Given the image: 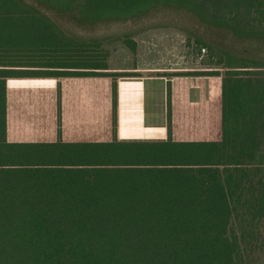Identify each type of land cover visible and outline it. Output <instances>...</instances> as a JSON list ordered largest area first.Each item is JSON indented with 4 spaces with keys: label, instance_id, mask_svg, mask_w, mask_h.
Masks as SVG:
<instances>
[{
    "label": "trees",
    "instance_id": "trees-1",
    "mask_svg": "<svg viewBox=\"0 0 264 264\" xmlns=\"http://www.w3.org/2000/svg\"><path fill=\"white\" fill-rule=\"evenodd\" d=\"M156 26L223 69L195 73L220 76L218 139L7 138V78L112 76L114 108L137 72L103 44ZM0 264H264V0H0Z\"/></svg>",
    "mask_w": 264,
    "mask_h": 264
},
{
    "label": "crops",
    "instance_id": "crops-1",
    "mask_svg": "<svg viewBox=\"0 0 264 264\" xmlns=\"http://www.w3.org/2000/svg\"><path fill=\"white\" fill-rule=\"evenodd\" d=\"M124 70L126 68H115ZM137 74L116 76V100L113 108V77L67 76V77H9L6 79V128L10 141H24L16 138L19 132L30 130L27 125L41 124L34 118L42 103L38 100L44 93L33 90L9 92L8 80L11 78H55L57 81L56 101L54 108V128H60L63 141H108L114 137L120 141H156V139H129V133L146 136H161L165 140L169 136L175 140H214L203 139L213 133L220 132V98L217 75H166L153 73L154 68L134 69ZM118 72V71H117ZM64 78L77 80L64 81ZM79 79V80H78ZM163 80L165 84L155 91L153 82ZM177 80V96L172 97L171 82ZM65 82V83H64ZM99 83L98 85H91ZM163 82V83H164ZM101 83V84H100ZM215 84V85H214ZM182 90V91H180ZM158 93V96H157ZM215 98V99H214ZM99 99V100H98ZM161 99V110L156 112L154 104ZM174 99H177L174 100ZM133 106H132V102ZM168 107L170 117H168ZM59 109V114H58ZM97 131L111 134L106 140H72L66 139L76 131ZM119 132L128 139H120ZM139 135V136H141ZM220 137V136H219ZM218 137V138H219ZM217 138V139H218ZM43 141V140H38Z\"/></svg>",
    "mask_w": 264,
    "mask_h": 264
},
{
    "label": "rangeland",
    "instance_id": "rangeland-1",
    "mask_svg": "<svg viewBox=\"0 0 264 264\" xmlns=\"http://www.w3.org/2000/svg\"><path fill=\"white\" fill-rule=\"evenodd\" d=\"M127 28H123L118 25L110 29L111 34L120 33ZM136 42L135 49L132 50L121 40L106 41L103 44L105 50L109 51L108 54V71H124V70H113L117 68H126L128 72H136L134 69L139 67L146 70V68H154L153 73H163L169 76L172 75H193L196 72L203 70H215L222 71L221 67H217L214 63H210L207 51L200 50L194 43H189L187 34L172 26H156L145 29H139L137 32L131 34ZM138 73V72H137ZM194 73V74H193ZM220 77V76H219ZM77 80L75 78H64V81ZM79 80V79H78ZM165 84L163 80L156 79L153 82L155 91L157 92L160 86ZM164 82V83H163ZM65 83V82H64ZM93 82H91L92 85ZM99 83H93L98 85ZM101 84V83H100ZM177 80H172L170 86L172 91V97H176L179 93L176 90ZM215 85V84H214ZM216 86L220 89V79L216 82ZM9 92L12 91H37L42 92L44 95L38 101L42 103V107L37 111L33 112L29 116L38 118L42 121L40 124L27 125L30 130H24L16 135V140L24 141H51L56 138V132L54 128V108L56 107V92H57V81L55 78H11L8 80ZM182 91V90H180ZM158 96V93H157ZM215 99V98H214ZM99 100V99H98ZM177 101V99H174ZM220 98L218 96V102ZM132 102V101H131ZM162 100L157 99L154 104L156 112L161 110L163 106ZM133 106V102H132ZM75 136L69 135L66 139L72 140H106L109 139L111 134H106L97 131H76L73 132ZM129 139H160L161 136H146L143 131V135L136 134V131L129 133ZM128 136H124L119 132V138L128 139ZM141 135V136H139ZM220 136L219 128L216 135L211 133L208 137H202L203 139H217Z\"/></svg>",
    "mask_w": 264,
    "mask_h": 264
}]
</instances>
